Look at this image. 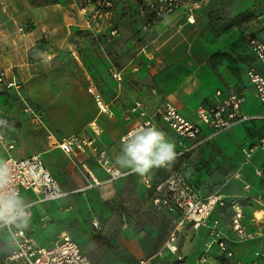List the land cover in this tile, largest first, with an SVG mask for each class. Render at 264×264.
Returning a JSON list of instances; mask_svg holds the SVG:
<instances>
[{"label":"rangeland","instance_id":"1","mask_svg":"<svg viewBox=\"0 0 264 264\" xmlns=\"http://www.w3.org/2000/svg\"><path fill=\"white\" fill-rule=\"evenodd\" d=\"M1 1L0 9L7 4ZM53 1L61 2L46 0L47 3ZM80 1L84 3L87 0ZM110 1L111 5L104 8L108 11V26L120 30L119 35L109 41L108 34H96L79 23L68 21L62 31L55 29L53 38L43 36L34 45H21L22 34L17 32L13 35L11 32L12 35H6L0 27V70L12 67L22 94L0 86V120L9 124V127L0 126V157H23L18 152L27 156L41 155L49 165L61 167L57 174L60 182L67 180V186L74 185L73 178L66 179L72 175L71 170L67 172L65 167L69 163L72 171L83 179V183L76 186L80 190L64 200V208L57 209L54 208L56 205H51V223L44 227L35 221V237L41 244L51 247L67 232L80 244L93 264H177L180 260L176 255L163 248L167 232V218L163 213L166 212L153 205L152 200V205L149 203L155 186L178 173L191 185L200 200L217 199L205 225L194 228L184 222L179 226L178 254H184L181 261L192 263L199 253H205L216 259V264H238V261L241 264H264L260 258L254 263V252L264 248V162L255 154L244 164L241 152L242 145L247 141H256L264 132V126L240 123L228 135L223 132L212 139L211 144L199 145L176 156L170 167L153 168L144 174L117 167L121 172H131L100 185L85 178L91 177L80 158L73 161L60 150L49 151L50 133L61 140L79 132L98 116L96 101L89 92L90 82L94 81L106 100L112 99L114 89L119 90L110 77L112 67H120L140 52V71L128 77L124 85L122 82L121 95L111 104L113 113L108 111V123H103L105 133L102 143L109 148L114 141H118L122 147L123 135L119 137V133H123L126 122L132 118V115L126 117V111L134 100L141 98L148 100L149 115L154 117L167 139L175 144L178 154L188 145L183 147L182 143L179 144L175 134L155 112L152 104L157 97L151 95V88H156L158 96L163 93L159 77L166 72L175 73L172 90L188 80L189 83L194 82L196 72L188 63L193 57V45L189 43H195L198 38H217L221 39L219 45H237L218 50L212 56L218 60L210 59L208 62V74L215 78L216 64L228 59V68L240 79L243 63L248 60L241 59L242 54L246 55V44L240 33L254 14L264 13V5L251 0H205L200 16L203 20L198 24L178 26L175 23L169 26V22H164L161 31L156 28L149 32L142 27L144 21L138 15L137 0ZM53 12L61 11L59 8ZM8 19L13 21V18ZM33 27L34 23L26 20L21 32L31 31ZM5 37L10 40H5ZM227 39L231 42L226 43ZM195 59L201 62L202 57ZM206 81L209 83L211 80ZM211 89L209 85L207 90ZM194 93L198 97L199 93ZM33 111L42 115L43 124L33 120ZM227 138L236 143L231 150L223 145ZM11 142L14 149L9 150ZM89 160V164L93 168L95 166L96 173L93 172L98 181L107 180L108 174L95 159ZM257 170L261 171V175H257ZM236 199L243 214L242 225L253 234L247 240L239 241L232 237L231 201ZM214 220L219 222L221 234L230 238L228 245L235 257L226 258L219 254L217 246L212 243L208 222ZM134 244L143 252L139 258L131 250ZM2 245L0 243V247ZM246 250L248 256L242 258L238 255L246 253Z\"/></svg>","mask_w":264,"mask_h":264},{"label":"built area","instance_id":"2","mask_svg":"<svg viewBox=\"0 0 264 264\" xmlns=\"http://www.w3.org/2000/svg\"><path fill=\"white\" fill-rule=\"evenodd\" d=\"M204 1L193 0L184 9L183 14L186 17L187 23L193 24L195 22L194 13L203 5ZM110 5V0H104V6L108 7ZM181 5V0H137L136 7L138 15L144 21L143 29L149 31L162 18L174 13ZM97 12L94 15L95 17ZM256 20H259V17L253 20L254 24L257 23ZM118 35L119 31L117 28L110 29L108 41ZM245 38L254 57L264 66V40L248 32ZM128 66H130L132 71L138 70V64L132 60L129 61ZM125 68L112 67L110 71L111 77L119 89L122 87ZM246 78L251 86L254 99L261 105L262 111L258 114H246L243 112L241 105L245 100V96L230 86L223 90H217L213 102L200 104L197 107V122L188 120L175 108L170 106H167L159 113L161 121L175 134L179 144L182 143L183 147H185L184 144L188 145V147L179 151L177 156L184 154L189 149L209 143L216 136L240 123L244 124L253 120L264 122V70L261 71L251 66L246 70ZM0 86L8 89L18 88V83L16 79L8 78L5 70H0ZM89 91L94 94L99 112L110 114L108 113V105L103 101L101 95L94 90V87H90ZM126 113L127 118L135 114L140 119V122L133 129L152 125L159 129L154 117L149 115L142 101H134ZM33 120L38 124H43L42 115L34 111ZM92 127L94 132L92 136L80 133L72 134L56 142L57 146L69 157L73 159L80 158L82 166L91 178H94V176L87 164V160L91 158H94L98 165L108 174L106 181L118 179L131 172V170L121 172L117 168L108 150L101 147L98 143V137L101 135L100 127L96 126L95 123ZM129 132L121 137V142ZM13 148L14 143L11 142L8 145V149ZM256 151H264V134L255 143L242 148L244 164L250 161ZM6 160L9 161L14 169V187L21 193L23 191H30L36 195V198L28 203L31 217L33 216L34 206L52 201H60L62 198L68 196V193L61 189L55 175L47 168L41 155L25 158L11 157ZM256 173L257 175H261L260 170H257ZM170 177L155 186V193L151 197V200L152 204L158 209H162L166 213H176L180 217V220L174 222L168 231L163 241V248L168 253L176 255L177 259L181 261L182 256L178 254L179 246L177 243L179 226L184 222L194 228L205 225L209 212L217 199L209 198L206 201H202L182 175L177 173L175 176L170 175ZM231 208L233 213L230 229L233 232L232 237L234 240L241 241L252 238L253 234L248 233L242 225L243 214L237 199L231 201ZM52 220L51 215L45 213L42 215L40 222L45 226L51 223ZM208 223L212 243H215L217 246L219 254L226 258L233 257V252L228 245L230 238L221 234L219 222L214 220ZM0 230L6 232L10 242V247L7 251L0 250V264H93L91 258L84 252L80 244L67 232L62 234L59 242L51 247H47L41 244L27 229H21L17 225L0 227ZM262 237H264V233H262ZM254 255L256 258L264 261V248L256 250ZM206 260V257L202 254L194 264H203Z\"/></svg>","mask_w":264,"mask_h":264},{"label":"crops","instance_id":"3","mask_svg":"<svg viewBox=\"0 0 264 264\" xmlns=\"http://www.w3.org/2000/svg\"><path fill=\"white\" fill-rule=\"evenodd\" d=\"M4 1L7 4L1 6L2 9H0V27H1L2 31H5L6 35H12L11 32L13 33V35L16 34L17 32L19 34H22L21 35V43H20L21 45H34L43 36L48 37L50 35L51 38H53V32H55V29L57 28L60 31H62L64 29V24L68 21L79 23L81 26H83L84 29H90V30L96 32V34H98V33L108 34L110 29L117 28V27L111 28L108 26V11L104 9V8H106L104 6V0H87L84 3L80 0H69V1L60 0L61 2H54L53 1L50 3H47L46 0H4ZM181 1H182V5L180 6V8H178L174 13L162 18L158 23H156L153 26V28L151 30H149V32H153L156 28H159V31H161L162 27H163L162 24L164 22H169V26H173V25H175V23H178V26H182L183 24H189V23H187L186 17L184 16L183 12H184V9L188 6V4L191 1L190 2L186 1V0H181ZM251 1L258 2L261 5H264V0H251ZM1 2L2 1L0 0V3ZM35 2H36V4H35ZM9 4L11 5L12 8H10ZM59 8L61 11L60 13H54L53 12V10L59 9ZM201 10H202V6H200L194 13L195 22L193 24H189V25L198 24L200 21L203 20L200 17V16H202ZM96 12H97V15L95 17L94 15ZM258 17H259V20H256L257 23L254 24L253 20L255 18H258ZM8 18H13V21H9ZM26 20L30 21L31 23L33 22L34 27L32 28L31 31H26V32L22 33L21 31L24 29V24H25ZM249 27H250V29H249ZM69 29H71V28H69ZM117 29H118V31L120 30L119 28H117ZM247 32L251 33L254 36H257L258 38H260L262 40H264V13L259 12V13L254 14L253 18L250 19L249 21H247L246 24L244 25V27L241 30L240 35L245 38ZM10 37H12V36H10ZM5 40L8 41V40H10V38L7 39L5 37ZM220 40L221 39H217V38H214L212 40L211 39L206 40L205 38H198L195 43L193 41H191L189 43L190 46L193 45V57L190 59V61L188 63L191 66H193L192 69H195V72H196L195 73L196 78H195V80H193L194 81L193 83H189V80H188L187 83H182L181 85H178L177 87H175V89H173L174 90L173 91L171 88V86H172L171 82L175 81V79H174L175 73L171 72L173 74L172 75V74H169V72H166L162 76L159 77V87H161V89H163V93L160 96H158L155 87H152L151 92H150L151 95L154 94L157 97L156 101H154L152 104L155 108L156 113H160L164 108H166L167 106H170V107L175 108L181 115H183L188 120H191L193 122H197L198 121L197 115H196L197 107L200 104H208L210 102H213L215 100V92L217 90H223L229 86L233 87L236 91L244 94L245 100L241 105L243 112H245L246 114H258L262 111L260 103L256 99H254V97L252 95L251 86L248 83L247 78H246V70L252 66V67H255L256 69L262 71V70H264V66H262V64L252 54V52L249 48V45H247V39L246 38H245V40L243 39L245 44H246L245 45L246 49L244 51L246 55L242 54L241 59L244 58V60H245L246 58H248V60H245L246 62L243 63L245 69L242 68V70L240 71V75H241L240 79H238L237 76H234L232 71L228 68V59H222V60H220V62H218V64H216L217 65L216 66L217 67V74L215 75V78L208 74V62H210V59H212L215 62L218 60L217 57H212L218 50L228 49L231 46H234V47L237 46V45H219ZM228 40L229 39H227L225 42L226 43L231 42V40H229V41ZM3 43H4V41L2 40L1 44L3 45ZM198 56L202 57L201 62H198L195 59ZM131 60L138 64V70L137 71H132L130 69V66H128V63ZM139 60H141L140 59V52L131 56L126 61L127 63L125 62L123 65H121L119 67V68L126 67L125 73H124L123 85L125 83V80L128 77H131L134 72L140 71V66H139L140 61ZM2 70H5L8 78L16 79L17 83L19 84V79L16 76L15 71L12 69V67L4 68ZM110 77H111V74H110ZM206 79L211 80V81L208 83L206 81ZM111 80L113 81V83L115 85V81L112 79V77H111ZM90 83H91L90 87H94V90L98 94L101 95V97L103 98V101L108 105V111L110 113H113V109L111 107V104L113 101H117L119 99V97L121 95V89H119V88H118L119 90L114 89L115 93L113 95V98L110 100H106L103 97L100 89L94 83V81H91ZM209 85H211V87H212L211 91L207 90ZM19 88H21V86L20 87L18 86V88H10V91H16V92H18L19 95H22L21 89H19ZM194 91H196L197 94L199 93L200 96H203V98L199 99L198 98L199 95H197L198 97H196ZM203 93L206 94V96H204ZM90 94L94 98V94H92L91 92H90ZM136 100L142 101L144 107L149 112L150 105H148V100L141 99V98H138ZM136 100H134V101H136ZM94 101H95V98H94ZM163 103H166V105ZM95 105L97 107V111H98L97 115L98 116L94 120H92L88 125L81 128L79 132L73 133V134L80 133L83 135L92 136L94 133L92 126L95 123L96 126L100 127L101 133H102L100 135V137H98V143L101 147L108 150L109 154L111 155L112 160L115 163L116 157L120 154L121 145L118 143V141H114L111 145H109V148L103 145L102 137H103V134L105 133V126H103V123H105V124L108 123V116H107L108 114L100 113L96 102H95ZM148 106H149V108H148ZM189 109L191 110L192 115L189 114L190 113ZM139 121H140V119L137 115H132L131 120L126 122V126L122 130L123 133L122 134L119 133V137L126 134L127 132L132 130L134 127H136L137 124L139 123ZM250 122H251V125L253 127H258L260 125L264 126V122H262L260 120H253ZM231 130H234V127L232 129L226 131V133H227L226 135H228ZM204 131H205V128H204ZM166 132H168V131H166ZM262 134H264V132H262L257 137L256 141L259 139V137ZM218 136H216V137H218ZM115 137H117V136H115ZM59 139L60 138L58 136H56L54 133H50V139H49V141H50L49 142L50 143V150L49 151L50 152L53 150H60L62 153H64L56 144V142L60 141ZM256 141H250V142L247 141L245 143V145H242L241 152H242L243 147H248L249 145H251L252 143H255ZM212 142H213V140H211L209 143L211 144ZM235 144L236 143L233 140H231V138H227V140H225L223 143L224 147L228 148L229 150L234 148ZM18 153H19V156H23V157H17V158L29 157L24 152H18ZM255 154H258L260 157V160H262V162H264V151H256L254 153V155ZM13 158H15V157H13ZM71 159L73 161L77 160V158H74V159L71 158ZM44 161H45V159H44ZM89 161L90 160H87L88 167L89 168L91 167L90 170L92 171L94 178L89 179L86 176H85V178L88 181H90L91 183L95 182V184H97V185H100L102 183H106L107 181L105 179L98 181L96 174H95L96 173L95 166L93 168L89 164L90 163ZM45 163H46L47 168L57 178V174H59L61 167L53 166L51 164L49 165L46 161H45ZM65 167L67 169V172H69V169H70L71 173H72V175H70V177H67L66 179L73 178L74 185L73 186H67V180H61V182H62L61 183L59 181V179L57 178L61 189L64 192H67L68 196H66L65 198H62L60 201L47 202V203H43L41 205H36L33 207V216L31 217V220H30L28 227L26 228L28 230V232L31 233L33 236H35L33 233L34 224L37 222L39 225H42L40 222L42 215H44L45 213L50 214L51 205L52 206L56 205L57 207H54V208H57V209L64 208V206H63L64 200L68 199L70 197V195H72L73 193H76L77 191L80 190V188L76 187V186H78L80 183H83V179L77 173L72 171L73 169H72V165L70 163H69V165H67ZM92 168H93V170H92ZM96 168H98V167H96ZM119 169L120 170H128L129 168H119ZM99 170H100V172H102L100 168H99ZM103 174H105V173H103ZM22 194L24 195V197L28 201V203L36 198V195L30 191H23ZM149 204H151V197H150V203ZM163 214H165V217L167 218L165 224L169 225V228L167 229V232H166V235H167L168 231L173 226V223L178 222L180 220V217L176 213H163ZM47 225H45V226L42 225V226L46 227ZM166 235H165V237H166ZM4 238H7V240H5ZM0 243L3 244L0 247V248H2L0 250L7 251L9 249V247H10L9 238H8V235L6 234V232L4 230H0ZM177 243L179 245L178 239H177ZM131 250H132L134 256H136L137 258H139L140 256L143 255L142 250L135 244L131 247ZM202 254L207 259L206 262L203 264H216V259H211L205 253H199L195 257V259L192 263H187V262H184V260H182V261L177 262V264H194L195 262H197L198 258ZM238 255L240 257L244 258V257L248 256V251L246 250V253H244V252L241 254L238 253ZM181 256H184V254L182 253ZM256 259H258V258H255L254 263H255ZM238 264H241L240 261H238Z\"/></svg>","mask_w":264,"mask_h":264},{"label":"clouds","instance_id":"4","mask_svg":"<svg viewBox=\"0 0 264 264\" xmlns=\"http://www.w3.org/2000/svg\"><path fill=\"white\" fill-rule=\"evenodd\" d=\"M0 126L9 127L6 120ZM175 144L166 139L156 126L131 130L122 141L115 165L144 174L153 168L170 167L176 159ZM14 169L0 157V227L17 225L26 229L30 223V209L24 195L13 185Z\"/></svg>","mask_w":264,"mask_h":264},{"label":"trees","instance_id":"5","mask_svg":"<svg viewBox=\"0 0 264 264\" xmlns=\"http://www.w3.org/2000/svg\"><path fill=\"white\" fill-rule=\"evenodd\" d=\"M169 228V225L168 224H166V229H168Z\"/></svg>","mask_w":264,"mask_h":264}]
</instances>
